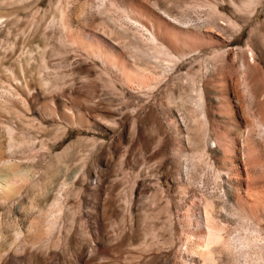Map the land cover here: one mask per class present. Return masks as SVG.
<instances>
[{"label": "rangeland", "instance_id": "obj_1", "mask_svg": "<svg viewBox=\"0 0 264 264\" xmlns=\"http://www.w3.org/2000/svg\"><path fill=\"white\" fill-rule=\"evenodd\" d=\"M0 181V264H264V0H0Z\"/></svg>", "mask_w": 264, "mask_h": 264}, {"label": "bare ground", "instance_id": "obj_2", "mask_svg": "<svg viewBox=\"0 0 264 264\" xmlns=\"http://www.w3.org/2000/svg\"><path fill=\"white\" fill-rule=\"evenodd\" d=\"M147 30H148V29H147ZM153 30H154V29H153ZM149 31H150V30H149ZM149 31H148V32H149ZM149 33H150V32H149ZM153 33H154V32H153ZM150 35H151V41H154V40L156 41V39H155L156 37H154L151 33H150ZM157 38H158V37H157ZM146 40H147V39H146ZM147 41H148V40H147ZM151 41H150V42H151ZM155 41H154V42H155ZM157 42H159V41L157 40ZM156 46H157V45H156ZM160 47H161V46H160ZM160 47H159V48H160ZM162 52H163V51H162ZM4 91H5V90H4ZM200 100H201V99H200ZM260 127H261V126H260ZM11 180H12V179H11ZM9 183H10V182H9ZM7 184H8V181H5V182L0 181V190L3 189V188L9 187V185H7ZM206 212H207V211H206ZM209 218H210V217H209ZM207 219H208V218H207ZM208 220H209V219H208ZM211 221H212V220H211ZM207 225H210V224H207ZM209 227H210V226H209ZM212 227H213V226H212ZM213 228H214V227H213ZM213 233H214V232H213ZM210 235H211V234H210ZM220 235H221V234H220ZM220 235H219V233H218V237H220ZM216 236H217V235H216ZM216 236H215V235H214V236L212 235V236H210V238L212 237V238L215 239V238H217ZM221 237H222V236H221ZM208 238H209V236H208ZM210 238H209V239H210ZM205 239H206V238H205ZM214 239H213V240H214ZM220 239H221V238H220ZM208 241H209V240H208ZM208 241H206V242H208ZM210 241H211V240H210ZM214 241H217V239H215ZM202 242H203V241H202ZM211 242H212V241H211ZM217 242H218V241H217ZM209 245H210V244H208V246H209ZM208 246H207V247H208ZM204 247H205V246H204ZM207 247H205V248H207ZM203 249H204V248H203ZM203 249H202V250H203ZM205 250H207V249H205ZM202 252H204V251H202Z\"/></svg>", "mask_w": 264, "mask_h": 264}]
</instances>
